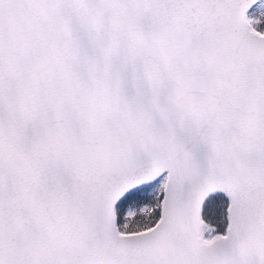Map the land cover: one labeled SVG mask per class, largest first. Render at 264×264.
I'll list each match as a JSON object with an SVG mask.
<instances>
[{"label": "snow or ice", "instance_id": "6c2138e0", "mask_svg": "<svg viewBox=\"0 0 264 264\" xmlns=\"http://www.w3.org/2000/svg\"><path fill=\"white\" fill-rule=\"evenodd\" d=\"M0 264H264V0H0Z\"/></svg>", "mask_w": 264, "mask_h": 264}]
</instances>
